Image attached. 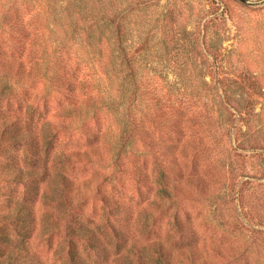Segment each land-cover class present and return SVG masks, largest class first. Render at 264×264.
<instances>
[{"label": "rangeland", "instance_id": "1", "mask_svg": "<svg viewBox=\"0 0 264 264\" xmlns=\"http://www.w3.org/2000/svg\"><path fill=\"white\" fill-rule=\"evenodd\" d=\"M3 150L36 264H264V0H0Z\"/></svg>", "mask_w": 264, "mask_h": 264}, {"label": "trees", "instance_id": "2", "mask_svg": "<svg viewBox=\"0 0 264 264\" xmlns=\"http://www.w3.org/2000/svg\"><path fill=\"white\" fill-rule=\"evenodd\" d=\"M19 34L23 35L21 32ZM126 78L127 77H125V75H122L120 78H118V84H125L124 82L126 81ZM89 82L90 79L85 81L82 79L80 80L82 85L85 84V88ZM97 84H99V82ZM63 85H68L66 90L63 92V96L66 100L72 101V105L69 107V109H77V111H80L84 98L88 97L89 93L86 92V90L85 92H81V94L79 91H77L76 102L67 95H70V93L74 91V86L71 84V81L68 83H63ZM1 138L2 142L5 144L11 145L20 143L19 135L16 133L6 136L1 135ZM30 139L32 141L31 144L36 143L35 137H31ZM49 142L50 140L47 142V145H49ZM1 156L2 161L0 166L3 167V171L0 174L1 180L9 183H17L21 182L25 178H27V180H36V178L40 176V172L36 171L35 167L31 169H24L22 165H19L16 155L3 150ZM0 202V251L2 252L1 254L6 253V264H36L37 258L35 255L30 253L27 244L31 235L32 223L34 221L33 205L29 204L25 197L20 199L18 197L12 196L10 193L2 196L0 198ZM7 225L12 228L13 234L18 235V237L16 236L17 238L6 231L5 227H7Z\"/></svg>", "mask_w": 264, "mask_h": 264}]
</instances>
